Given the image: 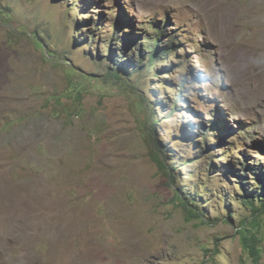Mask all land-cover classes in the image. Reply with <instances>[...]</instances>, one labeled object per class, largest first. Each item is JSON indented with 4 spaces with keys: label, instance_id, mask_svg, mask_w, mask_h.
Returning <instances> with one entry per match:
<instances>
[{
    "label": "rangeland",
    "instance_id": "obj_1",
    "mask_svg": "<svg viewBox=\"0 0 264 264\" xmlns=\"http://www.w3.org/2000/svg\"><path fill=\"white\" fill-rule=\"evenodd\" d=\"M261 185L264 0H0V264H264Z\"/></svg>",
    "mask_w": 264,
    "mask_h": 264
},
{
    "label": "trees",
    "instance_id": "obj_2",
    "mask_svg": "<svg viewBox=\"0 0 264 264\" xmlns=\"http://www.w3.org/2000/svg\"><path fill=\"white\" fill-rule=\"evenodd\" d=\"M153 32L155 35L150 40L155 42V44L152 47L148 48V51H147L148 63H149L150 67L156 65L159 60H162L163 57L167 56L168 54H170L172 52L170 50V48H168V49L161 48L160 38H161V35L164 33V30H162L160 27H158V29L154 30ZM129 35H131V34H124L125 37H127ZM118 36L119 35H116L114 33L112 36V39L117 38ZM139 61L144 62V57H143V59H140ZM127 67H128V63L125 65L120 64L117 69L116 68H113V69L110 68V70H109L110 72H108V73H109V75L119 76V72L124 71L125 69H127ZM139 68H141V67H139ZM134 69H135V67H134ZM182 96H183L182 93H180V97H182ZM150 126H152L153 127L152 130L155 131V126L153 125V123H151ZM204 134H206V133H204ZM156 156H157V160L159 162V165L163 169H167L166 164L164 163L163 159H161V157H158V155H156ZM169 176H170V173H169ZM259 177H260V174H259ZM256 180L259 181L260 183L262 182L261 178H258ZM237 184H240L241 189L243 190L244 183L238 182ZM262 185H263V183H262ZM259 190H262L264 192V186L260 187ZM253 192H255V191H253ZM243 199H244L245 204H248L252 207V209L254 211L253 212L254 217H257L258 215L264 214V193H262L258 199V202L261 203L260 206H257V200L255 199L253 194H249L248 196H245ZM183 206L186 209H188L189 213L192 215L193 218H201L203 216L200 212H198V210L195 207L190 206V203L188 200H187V202L186 201L183 202ZM249 225H250V223H248V222L243 223L241 228L239 230H237V233L241 237V243H242L243 249L246 250L252 256V258L255 260L256 263H258L260 255H259V251H258L257 239L252 234L250 229L248 228Z\"/></svg>",
    "mask_w": 264,
    "mask_h": 264
},
{
    "label": "bare ground",
    "instance_id": "obj_3",
    "mask_svg": "<svg viewBox=\"0 0 264 264\" xmlns=\"http://www.w3.org/2000/svg\"><path fill=\"white\" fill-rule=\"evenodd\" d=\"M0 193H1V189H0ZM74 215V214H73ZM72 215V216H73ZM90 217V216H89ZM88 217V214H83V216L81 217V221L80 222H87L90 218ZM0 218H2V217H0ZM4 218V217H3ZM5 220V219H4ZM79 222V223H80ZM90 222V221H89ZM8 224V223H7ZM6 224V225H7ZM74 224V223H73ZM73 224H71V226L72 227H74L75 225H73ZM81 225V224H80ZM82 226H83V224H82ZM79 227V226H78ZM75 228H77V226H75ZM80 228V227H79ZM94 232V234H95V232H96V226L93 224V223H90L88 226H83L82 228H80V231H79V234H83L84 236L85 235H88L89 234V236H90V234L91 233H93ZM92 237V235L90 236V237H88V238H86L85 239V241H84V243H83V245H84V251L85 252H88V253H93V254H95V255H97V253L99 252L100 253V248L97 246V245H92V244H90V245H88V240H90V238ZM6 238V237H5ZM30 249H28L27 251H25L23 254H22V256H21V258H22V261H21V258L19 259L22 263L21 264H30V262H31V256L30 257H28V251H29ZM129 254H131V253H129ZM128 254V255H129ZM92 255V254H91ZM88 256H89V254H88ZM131 256V255H130ZM130 256H128V258L130 257ZM96 258V257H95ZM93 259V258H92ZM96 260V259H95ZM17 261V260H16ZM19 263V262H18ZM52 263V262H51Z\"/></svg>",
    "mask_w": 264,
    "mask_h": 264
}]
</instances>
